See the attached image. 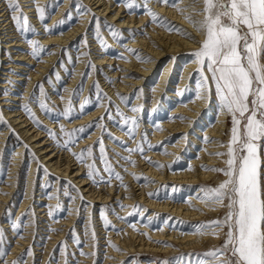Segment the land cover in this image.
Instances as JSON below:
<instances>
[{"label": "rangeland", "instance_id": "obj_1", "mask_svg": "<svg viewBox=\"0 0 264 264\" xmlns=\"http://www.w3.org/2000/svg\"><path fill=\"white\" fill-rule=\"evenodd\" d=\"M4 1L6 2V0ZM104 1L109 2L111 7L106 13H101L100 15L98 13L99 7L95 8L96 5L88 3L86 0H78V3L90 11H85V8L77 10L74 7L73 0H33V12H26V7L23 6L26 3L24 0H18L23 13L28 17L29 25L34 29L33 31L23 33L17 30L11 18L12 14L8 9V13L11 15H9L10 19L7 23H10L9 26H12L13 33L17 34L7 35L11 37L9 39H7V36L4 37V34H0V111H2L0 134L6 135L3 145L0 146V193L6 194L2 188L5 187L8 180H13L15 187L10 192L11 196L5 202V207L0 217V229L3 230L4 248L7 252L6 259L0 258V260L3 259V263L8 259L19 237L29 234V230H33L32 240L29 243L27 242L13 258L8 259L10 264L20 259L22 254L29 250L31 254L23 256V264H108L106 259L112 257V253H121L120 255L123 256L116 260L117 263L114 264H161L162 261L171 260L182 253H203L212 249H219L226 240L227 226L219 227V229H205L204 234H200L197 230L198 225L210 221L223 220L228 212V208L224 206L228 203L227 200H224L223 204L205 201L212 208L209 211H204V206L201 204L203 200L201 197L204 195L202 188L218 187L220 183L227 179L222 172L214 171L211 178L201 180L195 185L178 184L168 181V179L164 183H156V180L152 179V175L147 174V171L141 170L138 166V159H143V162L147 163L146 165L150 164L154 166L148 162L150 159L164 165V167L154 166L155 168L166 169L168 172H182L186 170L192 172L197 168H204V170L208 168L206 165L210 161L203 159L202 152L206 151V149H212L209 146L212 143V139L211 136L206 134V131L217 123L220 113L219 99L215 94L212 82L209 80V84L212 86L210 100H207V104H204L203 107L197 108L198 110L200 108V111H195L197 113L196 116L188 118V115H175L172 113L179 106L187 107L190 104L194 105L199 99H203L197 98V92L201 91L196 88L195 83L196 79H199L198 76H195L199 65L192 62L190 58V54L193 51L187 50L174 55L169 54L165 55V58L157 60L151 73L145 77L140 85L132 88L129 93L120 92V88L116 86L118 77L120 79H130L134 82L140 79L141 74L138 73L139 69L127 65V63L131 62V59H134L140 67L154 61L153 56L145 48L129 45L134 40H137L139 36L144 37L146 34L148 35V32L146 33L148 27L152 29L166 27L165 29L169 33L182 36L186 35L182 32L169 31L168 27L186 30L189 34L190 32L196 34V32L193 31V28L186 27L182 23L173 21L171 18L161 14L154 4L155 0H149L147 7L144 6L145 0ZM192 5H195V7H193V10L189 14L196 20L203 19V16L199 14L203 8V0H199L197 3L192 2ZM120 6L123 7L120 15L111 19L110 16L114 15ZM38 8L44 9L45 19L43 21L39 18ZM148 9L153 10L160 17L167 18V22L169 23L161 26L164 23L163 21L160 23L153 22V17ZM70 11L71 18L66 21L65 18ZM59 12L62 13L59 14ZM57 14H59V17L53 21L54 16ZM15 15L20 16L21 13L17 11ZM126 15H134L137 19L145 15L147 17L145 22L140 23L141 25L136 24L134 27L126 29L119 25V21L124 20ZM94 17L99 19L100 38H97ZM187 21L188 25H193L197 28L188 19ZM0 24L5 25L6 23L0 22ZM138 25L140 26L136 27ZM79 26H82L81 32L71 36L66 43L43 44V37L49 35L63 36ZM109 26L118 30V37L112 35L111 31H109ZM2 27L0 26V33L4 32L1 29ZM190 29L191 31H189ZM196 36L198 37V35ZM82 37L85 39H82ZM13 40L17 44L9 46V43ZM33 40L37 41L45 49V52L41 53L40 58L31 55L33 45L30 41ZM18 41L24 42L23 47H18V44L21 43ZM154 48H156V44H154ZM128 49L138 50L140 57H150L151 59L150 61L138 59L137 55L128 51ZM25 54L26 56H24ZM19 55H21L22 60L15 59ZM54 56L55 59L50 61L51 65L49 69L43 73V76L39 80L34 82L31 89H28L27 82L32 80L29 71H35L43 63L44 59ZM103 57L111 58L113 61L107 60V62H101L100 59ZM30 58L33 63L28 65L27 63L31 61ZM171 60H173L172 68L166 78V87L161 92L159 91L161 77ZM89 64L93 65V67L89 68ZM191 64L194 65V69L188 80L184 82L186 73H188L186 71H189L187 67ZM6 73L10 74L7 75ZM204 73L210 77V72L207 68H205ZM17 75H21L25 79L22 81L15 80L14 78ZM113 75H116V77H113ZM73 76L77 78L73 86H70L69 81ZM97 82L99 89L113 102L111 107L114 119L107 118V109L110 107L109 99L102 97L100 106L95 104L96 91L93 86ZM4 83L8 85L1 86ZM38 84L43 85V94L38 91ZM80 85H83V88L77 94V89ZM109 86L114 89V95L109 92ZM172 93L175 95H169ZM121 96L125 99L122 100ZM201 96H203L202 92ZM4 97L5 99H2ZM13 97L17 99L14 101L12 100ZM139 97H141V102L134 105L137 101L136 99ZM89 99H91L92 103H86ZM40 101L47 103V106L52 110L50 114H46L39 106ZM25 104L30 105L36 118H38L42 125H45L44 122L49 120L47 128L59 133L61 142L66 141L67 137L59 132L60 125H64L67 131H71L81 126H86L101 117H104V119L100 121L99 126L85 133L74 147L70 150H65L58 147L56 141L49 136L48 132L42 130L35 123V120L24 110L23 106ZM82 104L85 105L84 112L86 114L80 115ZM69 105L72 106V111L69 113L72 119L58 115L68 109ZM116 106L119 107L125 116L138 119L139 128L134 138L127 131L121 129L124 121L117 115ZM140 106H142V111L131 115L132 112L130 113L128 108ZM99 107L104 108L100 117L84 124L73 127L69 126L70 122L72 123L76 119L83 118L89 112ZM4 110L13 113L7 116ZM17 110L19 112H15ZM19 113L23 115L22 120H28L25 124L27 128L30 127L35 131L38 130L45 137L37 139L33 143L28 142L27 137L20 132L22 128L24 130L26 127L21 128V124L13 125L12 122V119H15ZM167 119L173 122L188 121L191 125L188 131L169 136L171 139L154 140L152 135L161 129L160 124L163 123V120ZM227 123L228 125L224 134L220 139L216 140L218 146L215 148L216 153H227L229 150L228 145L231 140L232 128L231 117L228 118ZM149 125L152 127L151 129H148ZM114 128L123 131L125 134L123 140L112 139V136L116 137V130ZM97 129L99 130L97 137L94 141L88 143L86 138ZM108 133H111L112 136H109ZM145 133L147 134L146 140H144ZM101 139L106 149L105 154L114 166L115 172L123 177L122 183L124 186H121L120 179L114 177L110 178V184L100 182L101 176L105 180L109 179L108 173L104 171V163L100 159V150L98 147H95L96 142ZM40 140L47 141L46 145L50 147L53 145L54 149L52 148L51 150L50 148L45 153H38L37 150L43 147L34 149L33 144ZM84 140L85 142L82 143ZM142 140L145 143V155L143 156L138 152L129 153L119 143V141H123L128 147L136 148ZM148 142L152 145H159L161 142H164L167 153H169L170 147L177 144L179 147L183 146L181 150H178L174 154L171 161L166 162L160 157L155 156L156 153L164 154V149L153 148L148 150L146 148ZM21 145L23 148L21 154H19L17 153V149ZM89 146H93L92 154H86L85 162L81 163L73 153L79 154ZM54 150L56 151L54 152L55 157L53 161L58 160L61 164L71 161V170L73 172L69 176L54 173L47 165L46 160L42 158ZM216 153L213 154L216 156L215 165H212L210 169H226V161L229 157L227 155H216ZM262 154H264V149H262ZM127 156H130L131 160L136 163L131 164L122 159V157ZM93 163L99 171L94 172V178H90L87 173L92 171L89 165ZM78 169H80L79 173H77ZM75 174H79L80 177L87 179L88 183L85 185L87 189L95 188L106 194L110 190L109 188L113 187V195L109 198L110 201L108 203H93L89 201L90 199L87 198L83 189L84 186H80L74 180L77 177ZM11 175L15 176L11 177ZM137 177H141V179L138 180ZM143 177H149L153 182H148ZM94 179L96 182H94ZM48 185H51V187H48ZM143 185H153L150 190L153 193H158L160 200L174 199L183 202L190 205L192 209L201 211L203 216L200 218L184 219L182 216L155 212L148 208L145 203H140L139 198H135L133 203L129 207H126V204H123L126 201L124 197L134 195L135 192L139 193V188ZM161 186L168 187L162 189ZM171 186H175L177 190L172 191ZM65 192L74 199L70 200L69 196L64 194ZM124 192L128 193L124 194ZM27 194L31 197L27 206L22 209L21 206L23 200L28 196ZM41 198L43 200L40 201ZM197 203L201 204V206H196ZM41 207H44L46 210L41 211ZM126 208L130 209L126 210ZM102 212L103 217L110 222V226L108 227L105 226V219L101 215ZM72 214L76 215L75 220L72 222V225L67 226L65 224L66 220ZM120 214H125V217L120 216ZM164 228L168 233L177 230L180 231L181 237L187 235L193 237L191 242L195 241L196 245L185 246V244L182 245L177 242L178 244L175 245V249L169 252L164 249L157 251L140 250L139 252L138 250H122L119 247L120 240L115 238L119 236L123 240L126 236L129 237L130 231L128 230L132 229L136 237L139 236V238L149 243L152 242L159 245L170 243V241L164 239L161 241L153 239L154 233ZM62 230H66V233L58 237L57 234ZM93 230L95 238L93 237ZM113 245L116 247H113ZM82 253H91L92 258L88 257L90 255ZM229 257L230 253L217 257L215 261L208 260L206 264H220V261Z\"/></svg>", "mask_w": 264, "mask_h": 264}, {"label": "snow or ice", "instance_id": "obj_2", "mask_svg": "<svg viewBox=\"0 0 264 264\" xmlns=\"http://www.w3.org/2000/svg\"><path fill=\"white\" fill-rule=\"evenodd\" d=\"M148 2L149 0H145V7H147ZM159 2L176 7L182 0H159ZM193 2L197 3L199 0H193ZM73 3L77 10L85 8V6L78 3V0H73ZM6 4L12 14L11 18L17 30L22 33L34 30L29 25L28 17L23 13L18 0H6ZM17 11L21 13L20 16L15 15ZM37 11L39 18L43 21L45 19L44 9L38 8ZM85 11L90 10L85 8ZM148 11L153 17V22L160 23L163 21L164 23L161 26L169 23L167 18L160 17L151 9H148ZM199 14L203 16V19L196 20L191 15L186 17L204 35V39L198 42L200 47L190 54L192 62L199 65L195 73V76H198L199 79H196L195 83L196 88L201 91L197 92V98L210 100L212 93L210 80L214 85L221 110H226L231 114L232 128L228 152L216 153V155H227L229 157L226 161L227 168L210 169L222 172L227 179L220 183L218 187L202 188L204 195L201 197L206 202L217 204H223V201L227 200L228 203L224 206L228 208V212L223 220L198 225L197 230L200 234H204L205 229L227 226L228 232L224 244L219 249H212L203 253H182L171 260L162 261L161 264H206L208 260L215 261L217 257L225 256L228 253H230V257L220 261V264H264V179H262L264 177V171H262L264 170V154H262V149H264V0H203V8ZM70 18L71 11L65 20L67 21ZM94 21L97 38H100L99 19L94 17ZM168 30L182 32L188 38L195 39L186 30L170 26ZM109 31L114 37H118V30L112 26H109ZM82 39L85 38L82 37ZM30 43L33 45L31 55L40 58L41 53L45 52L44 47L35 40L30 41ZM128 51L136 54L138 59H146L147 61L151 59L150 57H140L138 50L128 49ZM92 67L93 65L89 64V68ZM205 68L209 70L210 77L205 75ZM93 87L96 91L95 104L100 106L102 97L109 99L110 107L107 109V118L114 119L111 107L113 102L99 89L98 82ZM82 88L83 85L78 87L77 94L82 91ZM37 89L43 94L42 84H38ZM201 92L203 96H201ZM121 99L125 98L121 96ZM86 103H92L91 99ZM39 106L46 114H50L52 111L45 101H40ZM23 107L35 120V123L42 130L47 131L49 136L56 141L57 146L65 150L74 147L85 133L99 126L100 121L104 119V117H101L86 126L71 131H67L64 125H60L59 132L67 137L66 141L61 142L59 133L42 125L30 105L25 104ZM84 108L85 105L82 104L80 115L86 114ZM116 109L117 115L124 121L121 129L127 131L134 138L139 128L138 119L125 116L118 106H116ZM71 111L72 106L69 105L68 109L58 115L72 119L69 115ZM131 111L139 113L142 111V106L131 107ZM0 117H2V111H0ZM108 135L112 136L111 133H108ZM146 138L147 134L145 133L144 140ZM112 139L118 140L114 136H112ZM205 139L207 140V138ZM144 140L136 148L128 147L123 141H119V143L129 153L138 152L143 156L145 155ZM95 147L100 150V159L104 163V171L109 176L107 180L101 176L100 182L110 184V178L114 177L120 179L121 186H124L122 183L123 177L115 172L114 166L105 154L106 149L103 140H98ZM146 148L148 150L153 148L164 149V154H168L164 142L159 145H152L148 142ZM92 151L93 146H89L81 153H73V155L81 163H84L86 154L91 155ZM122 159L131 164L136 163L131 160L130 156L122 157ZM148 162L155 167H164L157 161L149 159ZM89 167L92 171H89L87 175L94 178V172L99 170L94 163ZM45 171L47 170L45 169ZM137 179L139 180L141 177H137ZM143 179L153 182L149 177H143ZM94 182H96L95 179ZM48 187H51V185H48ZM161 187L163 189L168 186ZM171 190L176 191L177 189L175 186H171ZM64 194L68 195L70 200L74 199L67 192ZM149 195L158 196V193H150ZM140 207L142 208V206ZM101 215L105 219V226H110V222L103 217V212ZM93 237L95 238L94 230ZM113 247L116 246L113 245ZM29 254H31L30 250L22 254L21 258L13 264H23V256ZM82 254L91 255V253ZM6 256L3 230L0 229V258L6 259Z\"/></svg>", "mask_w": 264, "mask_h": 264}, {"label": "bare ground", "instance_id": "obj_3", "mask_svg": "<svg viewBox=\"0 0 264 264\" xmlns=\"http://www.w3.org/2000/svg\"><path fill=\"white\" fill-rule=\"evenodd\" d=\"M33 0H24V2L26 4H24L23 6L26 7V12H33V4H32ZM88 3H92L94 5H96L95 8L99 7L98 9V13H106L110 7L111 4H109V2H105L104 0H86ZM193 0H182L181 3H179L176 7H172L169 4H162L159 2V0H155L154 4L156 6V8H158V11H160L161 14L167 16L168 18H171L173 21H177L178 23H182L184 26L186 27H191L193 28V31L196 32H190L191 36L194 37L195 39H190L187 36H182L179 34H172L169 33L165 28L166 27H158V28H150L148 27L146 33L148 32V35L146 34V36L142 37L139 36V38H137V40H134L131 44H129L132 47H142L145 48L146 51H148L154 58L153 62H148L147 64H145V66H139L138 63L135 62L134 59H131V62L127 63L128 66H134L137 67L139 69V72L141 74L140 79L138 81H131L130 79H120V77H118V79L116 80L117 84L116 86H118V88H120V92L122 93H129L131 91L132 88H134L135 86L140 85L143 80L145 79L146 76H148L152 69L155 67L157 60L163 59L166 56L165 55H174V54H178L182 51H194L196 49L199 48L200 44L198 43L199 41H202L204 39V35L197 30V28H195L193 25H188V21H187V16L190 15L189 13L193 10V7H195V5H192ZM123 7L120 6L116 13H114V15H111L110 18L114 19L116 16H119L121 13V9ZM181 9H183V11H181ZM8 7L7 4L4 0H0V22H5L6 24H0V26H4L1 29L4 31L0 34H4V37H6L7 35H16L17 33H13L14 30H12V26H9L10 23H7L8 20L10 19L11 15L10 13H8ZM62 12H59V14ZM59 14L55 15L53 18V21L56 20L59 17ZM184 15V16H183ZM147 15L142 16L141 18L137 19L134 15H126L125 19L122 21H119V25H121L120 27L126 28V29H130L131 27H134L136 24H140L141 22H145ZM185 17V18H183ZM141 25V24H140ZM140 25L136 26L139 27ZM81 28L82 26H79L78 28H74L73 30L70 31V33H67L66 35H57V36H46L43 37V44L46 45H51V44H63L66 43L67 40L73 36L76 35L77 33L81 32ZM191 31V29L189 30ZM198 33V34H197ZM150 34V35H149ZM195 35H198V37ZM9 38H11L10 36H7ZM21 42L18 44V47H23L24 42L22 41H18ZM152 42L154 44H156V48H154V44L152 45ZM9 46H13L16 45L17 43H14V40L12 42L9 43ZM26 56V54L24 55ZM18 60H22L21 55H19L17 58ZM55 59L54 57H50V58H46L44 59L43 63L41 65L38 66V68L35 71H29V73L31 74V81L27 82V88L31 89L32 85L34 84V82H36L37 80H39L42 76L43 73H45L47 71V69H49L50 65H51V60ZM31 60V58H30ZM107 60H110V62H112L113 60L111 58H107V57H103L102 59H100L101 62H104ZM105 62V63H106ZM33 61H29L27 64L30 65L32 64ZM172 63L173 60H171V62L168 64L167 69L165 70V72L162 74L161 77V81H160V85H159V91H163L164 88L166 87V78L169 75V72L171 71L172 68ZM126 65V66H127ZM20 66V65H19ZM21 68V67H19ZM187 68H189V71H186L188 73H186V77L184 82H186L188 80V78L191 75V72L194 69V65L191 64L189 65ZM7 75H9L10 73H6ZM115 74V73H114ZM113 77H116V75H113ZM77 77L73 76V78L69 81V85L73 86V84L75 83V79ZM6 79V78H5ZM15 80L18 81H22L25 78L21 77V75H17V77L14 78ZM136 84V85H135ZM8 84L4 83L1 86H7ZM67 86V87H70ZM109 92L114 95L115 91L114 89L109 86L108 87ZM171 93V91H170ZM171 96L175 95L174 93L169 94ZM6 97V96H5ZM2 98V99H5ZM8 98V97H6ZM141 97L137 98L136 102L134 105H137L141 102L140 100ZM16 97H13L12 100H16ZM157 102V100H155ZM64 104V103H62ZM204 104H207V100L205 99H199L194 105L190 104L187 107H183V106H179L177 108H175V110L172 112L175 115H188V118H192L194 116H196L197 113H195V111H200V108L204 106ZM220 106V105H219ZM198 107L199 110L197 109ZM103 107H99L91 112H89L86 116H84L83 118H79L76 119V121L74 122H70V127L79 125V124H84L87 123L89 121H92L94 119H96L97 117L101 116V113L103 111ZM128 110L131 111V108H128ZM220 113H219V118L218 121L215 125L209 127L206 131L207 135L211 136L212 139V143L209 145L211 146L210 148L212 149H206V151L202 152V156L203 159L210 161L208 165V168L204 170V168H197L195 170L191 171H177V172H171V171H167L166 169H159V168H155L154 166L146 165L147 163L143 162V159H138V166L141 168V170H145L147 171V174L152 175L153 178L156 180V183L160 182V183H164L166 179H168V181H172L178 184H185V185H195L196 183H199V181L201 180H206L209 179L213 176L214 171L209 170L212 165H215V161H216V156L213 155L214 153H216V149L217 146V139H220L222 137V135L224 134V131L226 130V127L228 125L227 121L228 118L231 117V114H229L226 110H221V107H219ZM5 114L7 116L11 115L13 112L4 110ZM128 111V112H129ZM15 112H19L18 110ZM22 113V112H21ZM134 112H132L131 115H133ZM23 115L22 114H17V117L15 119H12L13 125H19L21 124V128L22 127H26V129L20 130V132L22 134H24L27 139L28 142H35L37 139H41L44 138L45 135H42L41 132H39L38 130L35 131L33 130V128H27V125H25L28 120L24 119L22 120ZM46 119V118H45ZM49 120H46V122H44V124L47 126L49 123ZM25 125V126H24ZM191 123H189L188 121H184V122H173L172 120H163V123L160 124V127L162 130H158L156 131V133H154V135H152V138L154 140L158 139L157 141H161L163 138L165 139H171V137L174 134H178L181 132H185L188 131V128L190 127ZM152 127L149 125L148 129H151ZM164 128V129H163ZM116 130V138L123 140L125 134L123 133V131L121 130H117L116 128H114ZM33 130V131H32ZM32 131V132H31ZM99 130L97 129L95 132H93L91 135H89L86 138V141H88V143L92 142L95 140V138L98 135ZM170 132H172L171 134H169ZM6 135H1L0 134V146L3 145L4 139H5ZM85 142L82 141V143ZM214 142V143H213ZM81 143V144H82ZM47 141L44 140H40L39 142H36L33 144V148H39V147H43L37 150L38 153L42 152L45 153L46 151L52 150V147H50L49 145H46ZM84 145V144H83ZM183 146V145H182ZM182 146L179 147L178 144L176 146L170 147L168 150V154H162V153H156L155 156L160 157L162 160L169 162L172 160V157H174V154L177 153L178 150L182 149ZM23 146H19V148L17 149V153L21 154ZM54 149V148H53ZM56 150H54L52 153L50 154H46L44 155L42 158H44V160H46L47 165L49 166V168L57 174H62L64 176H69L70 173H72L73 171L71 170V161L61 164L60 162H58V160L53 161L54 160V152ZM152 152V151H151ZM149 156H153V155H149ZM79 170H77V173H79ZM83 173V172H82ZM77 177L74 178V180L80 185V186H84V191L86 193V196L88 199H90L89 201H92L93 203H108L110 200L109 198L113 195V187H110L108 190V193L104 194L101 191H98L97 189H92V188H88L85 187V185L88 183L87 179L80 177L79 174H75ZM15 175H11V177H14ZM213 179V178H212ZM15 184L13 180H8V183L5 185L3 189L4 192H6V194H2L0 193V217L2 216L1 212L3 211L4 207H5V202L8 200V198L11 196V191L12 189H14ZM151 187H153V185H143L139 188L140 192L139 193H134V195H130L129 197H124V200H126L125 202H123V204H126V207H129V205H131L133 203V201L135 200V198H139L140 199V203H145L146 206L152 210H154L155 212H165V213H169L173 216H182L184 219L188 218V219H192V218H200L203 216V213L201 211H198L197 209H192V207L190 205H187L183 202L174 200V199H165V200H160L158 197L159 196H151L149 195L151 192ZM200 188V187H199ZM198 188V189H199ZM138 190V189H137ZM123 191V190H121ZM28 193V192H27ZM122 193V192H121ZM128 192H124V194H127ZM199 193V192H197ZM123 194V195H124ZM28 195V194H27ZM31 196H27L26 199L23 200V204L21 206L22 209H24L30 199ZM43 200V198L40 199V201ZM201 204L204 206V211H209L211 210V206L210 204L206 203L205 200L203 199L201 201ZM201 204H196V206H201ZM206 206V208H205ZM197 208V207H196ZM41 211H45L46 209L44 207H41ZM130 209V208H126ZM203 210V209H202ZM75 214H72V216L70 218H68L66 220V225L70 226L72 225V222L75 220ZM120 216L125 217V214H120ZM120 222V221H118ZM120 226H122V224H120ZM68 228V227H67ZM221 228V227H220ZM219 229V228H217ZM214 229V230H217ZM128 231H130V235L129 237H125L123 240L119 238V236H116L115 238L120 240V245L119 247L122 248V250H126L129 249L128 251H135L138 250L140 252V250H151V251H157L159 249H164L165 251L169 252L171 250L175 249V245H177L179 242L180 244H185V246L187 245H196L195 241L192 243L191 240L193 239V237L191 236H184L181 237L180 236V231L174 230L171 232H166L165 228L161 229L160 231H158L157 233H154V238L153 239H158V240H167L170 241V243H162L161 245L156 244V243H149L148 241H144V239L139 238V236L136 237L135 232L132 229H129ZM32 232L33 230H29V234H24V236L19 237L18 241L14 244L13 249L11 250V253L8 256V259H11L15 256V254H17L18 252H20V249L22 247H24V245L28 242H30L32 240ZM149 232V231H148ZM66 233V230H62L59 232L58 237H60L61 235H64ZM208 237V236H207ZM116 241V240H115ZM172 241V242H171ZM168 245V246H166ZM91 247V246H90ZM89 251V250H87ZM121 253L118 254H113L112 253V257H109L107 260L108 264H114L117 263L116 260H118L119 258L123 257L120 255ZM122 255H124L122 253ZM89 258H92V256H88ZM6 260V262L3 263V259L0 260V264H10L9 260Z\"/></svg>", "mask_w": 264, "mask_h": 264}]
</instances>
